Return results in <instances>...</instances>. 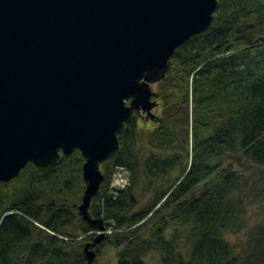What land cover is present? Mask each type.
<instances>
[{
  "label": "trees",
  "instance_id": "1",
  "mask_svg": "<svg viewBox=\"0 0 264 264\" xmlns=\"http://www.w3.org/2000/svg\"><path fill=\"white\" fill-rule=\"evenodd\" d=\"M155 85L154 126L141 128L135 113L100 164L89 212L111 232L97 254L107 243L117 264H148L153 251L161 264H264V212L244 218L252 192L264 200V0H219L211 26L175 49ZM83 161L75 149L0 182V264L86 263L95 229L77 210ZM117 167L129 183L113 195ZM242 229L243 246L226 239Z\"/></svg>",
  "mask_w": 264,
  "mask_h": 264
},
{
  "label": "water",
  "instance_id": "2",
  "mask_svg": "<svg viewBox=\"0 0 264 264\" xmlns=\"http://www.w3.org/2000/svg\"><path fill=\"white\" fill-rule=\"evenodd\" d=\"M218 1L0 0V182L78 149L77 210L98 230L84 243L85 264L105 239L103 219L89 212L100 164L135 113L155 119L153 84L175 49L211 26Z\"/></svg>",
  "mask_w": 264,
  "mask_h": 264
},
{
  "label": "rangeland",
  "instance_id": "3",
  "mask_svg": "<svg viewBox=\"0 0 264 264\" xmlns=\"http://www.w3.org/2000/svg\"><path fill=\"white\" fill-rule=\"evenodd\" d=\"M153 89L154 90L157 89V86L155 84H153ZM153 112L155 114H159L160 108L157 107L153 109ZM138 124L141 128H145V129H150L154 126V122L152 120L146 119L141 115L138 120ZM246 171L248 173H251L255 178L258 177V167L250 166ZM259 187L262 189L264 188V180H262L259 183ZM145 200H146V196H140L138 203L142 204ZM263 212H264V200L260 199L258 196L255 195V193L252 192L248 200L246 201V212L244 217L245 221L248 224H254L259 220ZM225 237L228 241L236 244L237 247H241L245 242L246 234H245V230L242 229L237 233H227ZM117 250H118L117 247L104 243L99 251V254H97L96 252V257L91 264H117V256H116ZM145 260L148 262V264H161L160 255L156 251L149 252L145 256Z\"/></svg>",
  "mask_w": 264,
  "mask_h": 264
},
{
  "label": "built area",
  "instance_id": "4",
  "mask_svg": "<svg viewBox=\"0 0 264 264\" xmlns=\"http://www.w3.org/2000/svg\"><path fill=\"white\" fill-rule=\"evenodd\" d=\"M129 183L128 173L123 167H117L112 175L110 183V191L113 195L118 194L121 190L125 189ZM110 232V230H107Z\"/></svg>",
  "mask_w": 264,
  "mask_h": 264
}]
</instances>
